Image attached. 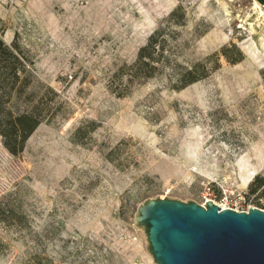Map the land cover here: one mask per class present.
Returning a JSON list of instances; mask_svg holds the SVG:
<instances>
[{"label": "rangeland", "instance_id": "1", "mask_svg": "<svg viewBox=\"0 0 264 264\" xmlns=\"http://www.w3.org/2000/svg\"><path fill=\"white\" fill-rule=\"evenodd\" d=\"M161 26L156 77L117 78ZM0 38L59 95L21 155L0 138V264H155L134 227L145 200L203 205L210 189L262 206L264 187L249 191L264 179L257 1L0 0ZM197 64L206 77L180 89Z\"/></svg>", "mask_w": 264, "mask_h": 264}, {"label": "water", "instance_id": "2", "mask_svg": "<svg viewBox=\"0 0 264 264\" xmlns=\"http://www.w3.org/2000/svg\"><path fill=\"white\" fill-rule=\"evenodd\" d=\"M134 227L155 264H264V211L257 208L236 212L158 196L138 206Z\"/></svg>", "mask_w": 264, "mask_h": 264}, {"label": "trees", "instance_id": "3", "mask_svg": "<svg viewBox=\"0 0 264 264\" xmlns=\"http://www.w3.org/2000/svg\"><path fill=\"white\" fill-rule=\"evenodd\" d=\"M178 16L179 10H176L166 22L175 21ZM165 35L166 28L161 26L139 50L136 61L121 67L116 77L126 76L132 84L156 77L168 44ZM33 67V61L17 41L8 45L0 38V138L13 156L21 155L37 129L43 123H50L58 114L55 109L58 93L37 80ZM205 72L203 64L187 70L180 78V89L203 80ZM81 131L79 129L77 134ZM263 187L264 179L255 178L249 187L250 194H256Z\"/></svg>", "mask_w": 264, "mask_h": 264}, {"label": "built area", "instance_id": "4", "mask_svg": "<svg viewBox=\"0 0 264 264\" xmlns=\"http://www.w3.org/2000/svg\"><path fill=\"white\" fill-rule=\"evenodd\" d=\"M212 195H213L212 191L210 189H208L205 193V197H206L207 202L212 201L211 200ZM207 197H209L210 199H208ZM213 202L216 204L215 201H213ZM224 202H225V206H222L219 204H216V205L221 207V209H231V210H234L236 212H248L250 210V208H257V209L264 211V195L260 198V203L262 206H256V205L248 204V203H246L244 197H241V196L237 199L226 198L224 200ZM204 205L205 204H203V206Z\"/></svg>", "mask_w": 264, "mask_h": 264}, {"label": "bare ground", "instance_id": "5", "mask_svg": "<svg viewBox=\"0 0 264 264\" xmlns=\"http://www.w3.org/2000/svg\"><path fill=\"white\" fill-rule=\"evenodd\" d=\"M255 1H257V0H255ZM258 2V1H257ZM259 3V2H258ZM260 4V3H259Z\"/></svg>", "mask_w": 264, "mask_h": 264}]
</instances>
